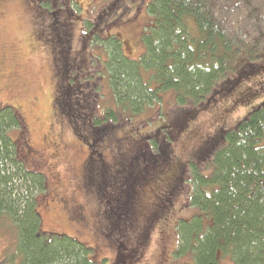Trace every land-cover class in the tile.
I'll return each mask as SVG.
<instances>
[{
  "label": "trees",
  "instance_id": "obj_1",
  "mask_svg": "<svg viewBox=\"0 0 264 264\" xmlns=\"http://www.w3.org/2000/svg\"><path fill=\"white\" fill-rule=\"evenodd\" d=\"M31 1L49 15L55 32L78 46L70 57L71 47L52 34L56 105L96 156L87 161L86 184L107 210L117 211L118 195L128 203L136 192L138 202L150 190L142 213L159 222L144 220L143 231L169 223L175 244L168 264H264V103L233 126L218 127L186 161L175 154V139L215 97L260 69L264 0H138L148 19L134 40L141 48L136 57L123 52L131 39L124 38L122 0H91V8H99L79 20L78 32L66 28L72 17L79 19L75 0ZM21 118L14 107L0 108V230L14 240L1 264H98L77 239L41 230L37 199L46 179L18 156L11 134L20 139ZM103 149L139 156L140 171L118 191L112 162L117 167L122 154L115 163L104 159ZM122 214L133 223L129 210Z\"/></svg>",
  "mask_w": 264,
  "mask_h": 264
},
{
  "label": "rangeland",
  "instance_id": "obj_2",
  "mask_svg": "<svg viewBox=\"0 0 264 264\" xmlns=\"http://www.w3.org/2000/svg\"><path fill=\"white\" fill-rule=\"evenodd\" d=\"M75 1L79 19L72 17L67 21L66 28L78 32L81 26L79 20L86 19L99 7L91 8V0ZM137 3L138 0H122L118 5L123 10L121 12H125L122 15V21H126L122 24L124 38L131 39L127 47L123 44V52L131 57L138 56L141 51L134 40L148 19L142 8L144 4L136 8ZM53 33L56 42L61 40L64 46L71 47L72 57L78 46L74 48L73 43L68 42V36L64 33L62 36L59 29L58 33L55 32L49 15L38 9L34 2L0 0V108L14 107L22 117L20 139L17 132L11 134L19 148L18 156L25 168L40 171L38 173L46 179V191L37 199L41 230L77 237L87 247L90 259L98 264H168L175 244L171 231L168 232L166 227L169 223L166 226L155 225L146 230L147 234L143 231L147 224L142 212L152 199V191L142 192L138 202L136 192L129 190L128 203H124L123 195H118L115 200L117 216V211L107 210L108 206L101 200L103 197L91 191L86 184L87 161L96 156L91 155L87 144H83L75 135L68 115L56 105L59 97L56 95L54 76L55 58L51 55L53 45L50 47V41L55 42V39H51ZM75 62L79 64V60ZM260 65L254 76L240 81L226 94L215 97L185 136L180 140L175 139V154L180 161H186L185 155L194 153L204 138H212L218 127L233 126L252 108L264 103V60ZM76 95L80 96V92ZM74 123L79 127L80 119L74 120ZM101 154L107 160L114 157V162L116 154H122L121 160L118 157L117 167L112 162V170L119 169V172L116 171V191L121 188L122 182L126 179L131 182L136 172L140 171L139 156L132 150L116 149L115 154L111 155L103 149ZM134 199L137 206L132 205ZM165 204L166 201H163L159 207ZM67 205L73 207L75 212H78L76 208L79 209V215L74 219L70 217L72 214L67 210ZM124 210L132 213L133 223L123 220L126 218L122 214ZM147 218L146 222L150 225L159 222L153 217ZM103 234L109 235L110 242L105 241ZM4 236L0 230V264L5 262L4 257L14 243L10 235L11 240ZM223 264L230 263L224 261Z\"/></svg>",
  "mask_w": 264,
  "mask_h": 264
},
{
  "label": "flooded vegetation",
  "instance_id": "obj_3",
  "mask_svg": "<svg viewBox=\"0 0 264 264\" xmlns=\"http://www.w3.org/2000/svg\"><path fill=\"white\" fill-rule=\"evenodd\" d=\"M66 206V205H65ZM67 210L68 211H71V218L72 219H74L77 215H79V209L78 208H76L77 210H78V212H75L74 210H72V208L73 207H71V206H69V205H67ZM74 216V217H73ZM105 231H106V228H105ZM108 232H109V230H108ZM116 232H119V231H116ZM114 233V232H113ZM50 234L51 235H56V236H58V237H62L63 235L64 236H67V234H65V233H61V232H50ZM103 236H104V238H105V241H107V242H110V237H109V235H105V234H103ZM68 237H70V236H68ZM71 238H74V239H77V237H71ZM113 240H114V238H112ZM78 240V239H77ZM79 241V240H78ZM79 242H81V241H79Z\"/></svg>",
  "mask_w": 264,
  "mask_h": 264
}]
</instances>
